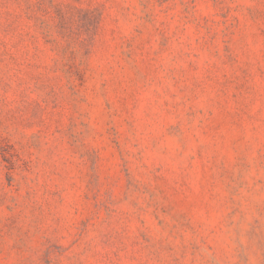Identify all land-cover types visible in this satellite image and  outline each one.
<instances>
[{
	"label": "rangeland",
	"instance_id": "rangeland-1",
	"mask_svg": "<svg viewBox=\"0 0 264 264\" xmlns=\"http://www.w3.org/2000/svg\"><path fill=\"white\" fill-rule=\"evenodd\" d=\"M0 264H264V0H0Z\"/></svg>",
	"mask_w": 264,
	"mask_h": 264
}]
</instances>
